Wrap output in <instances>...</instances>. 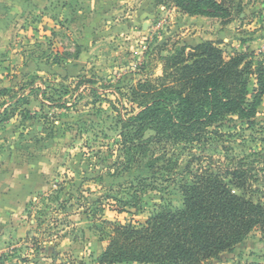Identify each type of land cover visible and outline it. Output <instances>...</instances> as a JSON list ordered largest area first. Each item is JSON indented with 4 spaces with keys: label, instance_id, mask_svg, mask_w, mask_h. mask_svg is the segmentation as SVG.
<instances>
[{
    "label": "rangeland",
    "instance_id": "1",
    "mask_svg": "<svg viewBox=\"0 0 264 264\" xmlns=\"http://www.w3.org/2000/svg\"><path fill=\"white\" fill-rule=\"evenodd\" d=\"M230 1L223 23L184 14L172 0H0V90H8L0 113L11 104L0 123V264H97L104 220L144 223L180 207V184L200 166L242 161L255 176L252 198L264 202V100L251 123L234 117L209 143L172 148V174L127 169L120 146L116 107H133L118 88L161 75L160 56L175 45L212 39L227 54L264 59V0ZM145 178L140 206L123 207ZM29 180L46 188L29 197L19 187ZM258 263V230L210 262Z\"/></svg>",
    "mask_w": 264,
    "mask_h": 264
},
{
    "label": "trees",
    "instance_id": "2",
    "mask_svg": "<svg viewBox=\"0 0 264 264\" xmlns=\"http://www.w3.org/2000/svg\"><path fill=\"white\" fill-rule=\"evenodd\" d=\"M190 16L218 18L229 23L230 0H172ZM162 74L118 88L120 101L131 103L126 114L116 107L120 146L135 164L155 175L176 168L171 149L209 143L224 122L237 117L251 123L264 100V59L245 52L227 54L212 39L194 45L178 44L161 55ZM255 84L250 90V80ZM34 90V89H33ZM32 91V90H31ZM8 90L2 88L0 95ZM3 102L0 123L10 105ZM17 103V102H15ZM180 184V207L151 213L144 223L104 220L107 245L97 264H210L254 231L264 237V202L254 200L252 167L200 166ZM142 190L122 201L139 207ZM34 201L32 202V204ZM260 264V263H258Z\"/></svg>",
    "mask_w": 264,
    "mask_h": 264
},
{
    "label": "crops",
    "instance_id": "3",
    "mask_svg": "<svg viewBox=\"0 0 264 264\" xmlns=\"http://www.w3.org/2000/svg\"><path fill=\"white\" fill-rule=\"evenodd\" d=\"M2 33L3 32H1L0 37L2 36ZM24 176L25 175H22L21 177H24ZM34 176H36V175H34ZM38 176H39V174H38ZM45 186L46 185H43V183L41 181H37V180H34V181L29 180V181L23 182L22 184H19V187L24 192H28L29 193V197H31L30 194H32V193L35 194L37 191L44 190L46 188ZM28 199H30V198H28ZM0 229H1V231H0V242H2L3 240H6V233H4L5 229H4V226L3 225H1ZM19 231H20V229H19ZM21 234H22V232H19V235L18 236H21Z\"/></svg>",
    "mask_w": 264,
    "mask_h": 264
}]
</instances>
